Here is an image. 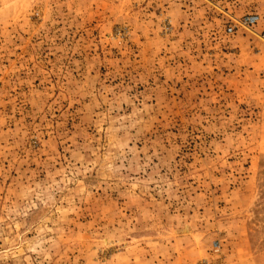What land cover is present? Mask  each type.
Wrapping results in <instances>:
<instances>
[{"label": "rangeland", "instance_id": "rangeland-1", "mask_svg": "<svg viewBox=\"0 0 264 264\" xmlns=\"http://www.w3.org/2000/svg\"><path fill=\"white\" fill-rule=\"evenodd\" d=\"M0 264H264V0H0Z\"/></svg>", "mask_w": 264, "mask_h": 264}, {"label": "built area", "instance_id": "built-area-1", "mask_svg": "<svg viewBox=\"0 0 264 264\" xmlns=\"http://www.w3.org/2000/svg\"><path fill=\"white\" fill-rule=\"evenodd\" d=\"M259 17L256 16V15H251V16H248L246 19H245V22L246 24L248 25H252V24H255L257 21H258Z\"/></svg>", "mask_w": 264, "mask_h": 264}]
</instances>
